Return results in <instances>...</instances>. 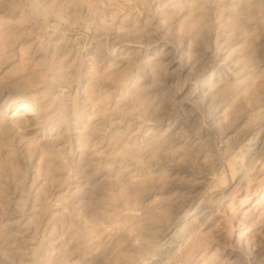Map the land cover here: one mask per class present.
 <instances>
[{"label": "rangeland", "instance_id": "rangeland-1", "mask_svg": "<svg viewBox=\"0 0 264 264\" xmlns=\"http://www.w3.org/2000/svg\"><path fill=\"white\" fill-rule=\"evenodd\" d=\"M0 264H264V0H0Z\"/></svg>", "mask_w": 264, "mask_h": 264}, {"label": "bare ground", "instance_id": "bare-ground-1", "mask_svg": "<svg viewBox=\"0 0 264 264\" xmlns=\"http://www.w3.org/2000/svg\"><path fill=\"white\" fill-rule=\"evenodd\" d=\"M28 108V105L26 104V105H24V106H22L21 107V110H20V112H19V114L18 113H16V115H14L15 117V119L16 120H20V122L21 121H23V120H26V118H24L25 117V115L23 114V110H25V109H27ZM14 120V119H13Z\"/></svg>", "mask_w": 264, "mask_h": 264}]
</instances>
